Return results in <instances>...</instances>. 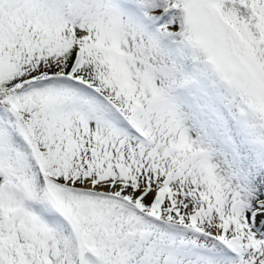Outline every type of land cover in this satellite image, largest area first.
I'll use <instances>...</instances> for the list:
<instances>
[{
	"label": "snow or ice",
	"instance_id": "snow-or-ice-1",
	"mask_svg": "<svg viewBox=\"0 0 264 264\" xmlns=\"http://www.w3.org/2000/svg\"><path fill=\"white\" fill-rule=\"evenodd\" d=\"M0 264H264V0H0Z\"/></svg>",
	"mask_w": 264,
	"mask_h": 264
}]
</instances>
